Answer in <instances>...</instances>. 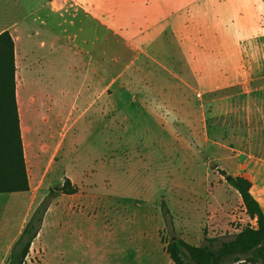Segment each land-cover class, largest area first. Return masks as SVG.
<instances>
[{"label":"rangeland","instance_id":"obj_1","mask_svg":"<svg viewBox=\"0 0 264 264\" xmlns=\"http://www.w3.org/2000/svg\"><path fill=\"white\" fill-rule=\"evenodd\" d=\"M95 1H99V22L86 16ZM61 5L68 17L55 32L67 30L68 51L56 77L51 74L58 84L67 80V111L58 106L53 112L49 128L57 138L53 141L46 127L25 110L31 128L42 130L38 139L31 132V151L38 149V140L41 148L31 157L28 196L0 194V264H9L28 199L32 214L53 189L57 194L23 264H43V245L38 242L44 239H100L103 244L96 247L107 252L113 237L146 235L161 240L166 249L172 235L201 246L210 239H230L250 226L239 195L220 171L250 180L253 195L264 204V181L255 180L257 170L246 159L254 151L242 141L255 128L244 114L264 110V0L245 6L250 31L242 37L163 36L157 31L159 16L141 13L146 6L114 0H0V26L18 23L22 44L36 52L45 41V53L52 57V35L39 29L37 22L34 28L39 33L28 37L26 26L34 18L31 12L58 14ZM179 8L166 6L163 12ZM82 42H87L89 64L95 67L99 62L101 114L96 120L89 107L85 120L76 118L91 103L90 97L78 102L65 124L80 88L75 73L79 70L74 68L81 60L76 53ZM25 73L23 96L35 97L38 103L47 99L43 89L33 84L31 68ZM59 86L56 90L53 86L51 94L58 103ZM224 195L230 207L221 212L219 198ZM82 210L84 214H76ZM233 214L241 221H233ZM210 218L216 220L207 225ZM71 247L49 246L53 253L49 263L64 259L72 264H109L113 259L87 248L80 256ZM151 256L142 257L141 264H151V259L152 264H162L160 251Z\"/></svg>","mask_w":264,"mask_h":264},{"label":"crops","instance_id":"obj_2","mask_svg":"<svg viewBox=\"0 0 264 264\" xmlns=\"http://www.w3.org/2000/svg\"><path fill=\"white\" fill-rule=\"evenodd\" d=\"M114 3H123L129 6L131 5L146 6L141 10V13L149 16L151 14H155L159 16L157 18V31H160L159 34L163 36L166 35L183 36V37L214 36V37L228 38L227 36H231V35L237 37L246 36L250 31L249 26L245 25V21L247 19L245 15V6L251 4L252 0H114ZM174 5H180V8L174 11L171 10L167 13L163 12V9L166 8V6H174ZM42 8L46 10L45 2L43 3ZM64 9H66V6L61 5L58 14H53L52 12H50V10H48L47 12L44 11L43 13L39 12V10H37L36 13L31 12V14L34 15L33 16L34 18L31 21V25L28 24L29 26H26V28L28 29L27 31L28 37L33 38L34 34L37 35L39 33L38 30L34 28V23L36 25L37 22L40 23L39 29H42V31L45 30L46 32L52 35L51 47H50V53L52 57L45 53V47H46L45 41L41 40L40 46L36 52L33 51L32 48H28L30 46L23 45L21 42V38L19 36L18 23L11 22L8 25L0 26V33L4 31H8L14 43V63H15V83H16L15 96H16V103L18 108V115H19V125H20V132H21V138L23 144V153H24V159H25L28 180H29V187H30L29 191L24 193L27 196L31 190V157L34 154H39V150L41 148L40 140H38V149L35 151L34 154L32 153L31 132L35 133V136L38 139L39 134L42 132V130L41 128H38L36 126L31 128V121L27 122V120L25 119L26 117L25 110L27 109V113H29L30 115L32 112L33 117L37 118L40 121V123H42L43 126L46 127L47 129L46 132L50 134L53 141L57 139V138L55 139L52 130L49 129L51 127V124L53 123V112L58 106L60 108H64L67 111V100H68L67 80H65L63 84H61L62 80H59L60 82L58 84L57 80H53L54 77L51 74V72H53L54 76L56 77L57 75L56 69L61 66L63 55H66L68 51L69 37L67 35V30L64 28L63 32L61 30H59V32H55L56 30L61 28L62 20L64 24L66 18L68 17L67 12H65L66 10ZM77 14H75L74 17H76ZM86 16H90L93 20L99 22V1L92 2L91 15H86ZM54 21H57L58 23ZM52 25H54V30H52ZM36 28H38V26ZM130 35L131 33H128L127 36ZM226 43L227 40H223V44L226 45ZM85 45H87V42H82L81 46L77 47L78 53H76V55L78 56L80 55L81 60L79 65L75 67L74 70H76L77 68L79 70L78 72L75 73L78 74L80 88L74 95L72 108L70 112L67 113L64 120L65 124L68 122V114L70 113L72 114L78 102L80 101L88 102L90 97L92 99L91 103L87 105V107L83 111H81V113H79L78 117L76 118L85 120L84 117L89 107L93 109V113L95 110L96 120H99L101 114L100 92L98 89L99 62L97 61L95 63V67L93 63L92 66L89 64V58L86 57V55L88 56V50L85 49ZM226 54L227 56L230 55V51H226ZM225 60L227 59L225 58ZM190 63L191 61L188 60V68L191 67ZM27 68L29 69L31 68V73L33 75L32 77L33 84L34 85L37 84L40 88H42L43 94L45 92V95L47 97V99H43L39 103L35 97L26 98V94H24L23 96V90L26 87V83H27L26 73H25ZM49 73L51 77L48 76ZM59 77H61V75ZM57 85H60L59 86L60 99H61L60 103L56 101L57 99H53L51 96L53 86L55 87L56 90ZM62 100L65 101V103H63L64 104L63 106H62ZM245 116L247 118H250L253 126H255V128H252V130L248 134L246 132H244L243 134L244 136L247 134V137L243 138L242 141H246L249 144V148L254 151V154L252 156L245 154L246 159H251L250 161H248V163H251L255 167V170H257L256 172L257 178L255 180L264 181V167H263L264 166V110L262 111L252 110L249 111L247 115L244 114V117ZM253 118H255V120H253ZM63 131L64 132L67 131V127H65ZM63 131H60L59 135ZM48 150H50V148H48ZM240 169L237 168L236 170L238 171ZM231 177H243V175L236 174L233 172V175ZM253 188L254 187L252 185L251 194L259 203L261 210L264 212V204H262L261 201L253 195L252 193ZM232 191H234V193H237V191L234 189ZM15 194H21V193H15ZM237 195L239 194L237 193ZM227 198H228L227 195H224L219 198L220 200H222V203L219 204V207L223 206V208L221 207L222 209L221 212H225L230 207V205H228L227 203ZM213 199H211V203L214 202ZM239 199L241 205H243L241 197ZM241 210H242V214L245 216L244 218L247 219L248 222L252 220L247 215L244 206H242ZM84 212L85 210H82L76 212V214L81 213L82 215L84 214ZM31 215H32L31 200L28 199V208L24 214L26 219L24 218L25 220H24L23 228L25 227ZM214 220H216V218L214 219L210 218L208 220L207 225H211L210 223H213ZM22 230L20 231L19 234H17L14 237L13 241L15 240V243L19 238ZM38 244L43 245V264H50L49 262L51 261V255L53 254L49 252L50 249L49 246L51 245L72 246L70 250L74 251L76 254H79L80 256L83 255L85 248L91 249L95 253L104 252L105 250L102 247L101 248L96 247L103 244V240L85 238L83 236L70 238V239L58 238L53 241L51 240L47 241L46 239H44L43 241L39 240ZM109 244L113 246L112 249H109L107 252H104L111 254L113 257L112 261L109 264H141V262L144 259H142L141 262L140 259L142 257L146 259L152 258L151 253H153V251H160V256L162 257L161 258L162 264H171V262L173 263V261L171 260V258L167 253V247L166 249H164V247L161 246L162 245L161 240H159L158 238L142 235V237L126 238L124 240H119L113 237L110 240ZM122 244L125 245L123 246V248L115 247L116 245L121 246ZM132 257L134 258L132 259ZM151 261L150 263L152 264ZM60 264H72V262L70 263L69 261H65L64 259H62L60 261Z\"/></svg>","mask_w":264,"mask_h":264},{"label":"trees","instance_id":"obj_3","mask_svg":"<svg viewBox=\"0 0 264 264\" xmlns=\"http://www.w3.org/2000/svg\"><path fill=\"white\" fill-rule=\"evenodd\" d=\"M15 87L14 43L10 33L4 31L0 33V194L25 193L30 189ZM220 174L240 195L247 215L256 220V225L244 227L227 240H206L207 244L201 246L190 245L172 235L167 253L174 264H264V212L251 194V182L244 177L228 176L222 170ZM49 193L23 228L12 248L9 264H23L51 199L57 194L54 189Z\"/></svg>","mask_w":264,"mask_h":264},{"label":"built area","instance_id":"obj_4","mask_svg":"<svg viewBox=\"0 0 264 264\" xmlns=\"http://www.w3.org/2000/svg\"><path fill=\"white\" fill-rule=\"evenodd\" d=\"M233 221H240L239 218H238V216L236 214H233ZM249 223L254 226L256 224V220L255 219H252V220L249 221Z\"/></svg>","mask_w":264,"mask_h":264},{"label":"water","instance_id":"obj_5","mask_svg":"<svg viewBox=\"0 0 264 264\" xmlns=\"http://www.w3.org/2000/svg\"><path fill=\"white\" fill-rule=\"evenodd\" d=\"M230 177L227 178V180H229Z\"/></svg>","mask_w":264,"mask_h":264}]
</instances>
